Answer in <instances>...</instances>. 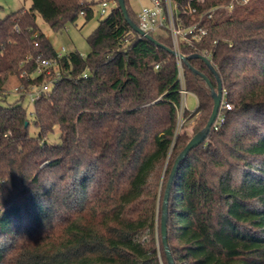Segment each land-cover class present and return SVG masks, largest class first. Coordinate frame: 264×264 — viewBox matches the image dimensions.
Segmentation results:
<instances>
[{"label":"trees","instance_id":"1","mask_svg":"<svg viewBox=\"0 0 264 264\" xmlns=\"http://www.w3.org/2000/svg\"><path fill=\"white\" fill-rule=\"evenodd\" d=\"M130 18L138 23L129 0ZM184 4L187 0H176ZM194 2L216 7L208 31L183 59L198 99L193 134L178 129L181 106L172 39L141 35L118 6L87 36L90 50L59 55L37 13L58 31L94 14L95 0H32L0 17V99L15 75L40 85L41 54L61 72L35 102L0 103V264H168L162 201L176 155L207 124L221 79L225 120L179 163L169 195L167 241L175 264H264V0ZM186 23L197 19L185 16ZM39 42L38 46L34 41ZM159 64L158 67L156 65ZM87 76H84V74ZM31 121L39 133L31 135ZM55 127L60 140L49 142ZM173 145V158L168 161Z\"/></svg>","mask_w":264,"mask_h":264},{"label":"built area","instance_id":"2","mask_svg":"<svg viewBox=\"0 0 264 264\" xmlns=\"http://www.w3.org/2000/svg\"><path fill=\"white\" fill-rule=\"evenodd\" d=\"M204 1L205 0H187V2L180 5V3L176 0H149V3L142 4L141 8L137 10V25L144 31L145 34H151L154 37L156 35H166L170 36L172 39V49L177 52L178 81L181 93L180 114H183L186 110V94L190 92L186 86L183 58L180 55L184 53H182L181 47L184 45L194 48L197 47V43L202 41L208 31L207 27L201 23V21L204 20L205 17L211 18L214 14V10L216 9V7H213L207 11L200 12L199 6L195 5L194 2ZM248 1L250 0H233L226 7L231 9L235 2L246 3ZM99 6L102 14H109L119 6V1L100 0ZM85 14L86 11L82 10L81 15ZM185 16H190L193 19H197V21L188 24L185 21ZM34 45L38 46L39 42L35 40ZM62 49L64 50L65 47H62ZM199 53L206 56L211 61L210 51L204 50ZM33 58L36 64L35 69L30 73L23 70L20 76L29 79V77L34 78L35 76L41 74L44 75V81L40 85L30 84L29 86L20 83L16 85L14 89L20 94H28L35 104V102L40 99L43 94L52 90L53 85L60 78L61 72L57 67L56 60L44 57L41 54L36 57L33 56ZM158 66L159 64L156 65V67ZM84 76H87V74L85 73ZM230 108L231 104L226 100L225 90L223 89L221 106L212 128L217 129L222 125L225 120V110Z\"/></svg>","mask_w":264,"mask_h":264},{"label":"rangeland","instance_id":"3","mask_svg":"<svg viewBox=\"0 0 264 264\" xmlns=\"http://www.w3.org/2000/svg\"><path fill=\"white\" fill-rule=\"evenodd\" d=\"M94 5V14L93 16L86 21L85 16L81 15L74 22H68L65 27L55 31L51 28L49 23L43 18L40 13H37V23L39 29L46 34V36L52 42V45L57 50L58 54L64 55L72 50H77L82 54H87L90 50V45L87 41V36L97 27L99 20L107 14H102L100 11L99 1L95 0ZM132 7L137 11L141 8L142 4L149 3V0H129ZM32 4V0H0V17H6L7 15L17 11L18 9H28ZM62 47H65L63 50ZM20 84V80L17 76L12 75L9 77L6 87L7 94L5 99H0V103H10L18 100L20 98V93L15 91V86ZM23 105L27 108V113L29 117H33L35 110V104L31 98L26 94L22 99ZM198 106L197 97L189 92L186 94V109L188 112H193ZM190 114H180L179 111V123L178 129L180 130L181 126L184 124V131L189 135L193 134V118H189ZM29 133L31 135H37L39 133L38 127L31 121L29 125ZM49 142H58L60 140V129L55 127L48 135ZM173 145L171 146L166 160V164L169 160L173 158ZM163 264V263H162Z\"/></svg>","mask_w":264,"mask_h":264},{"label":"water","instance_id":"4","mask_svg":"<svg viewBox=\"0 0 264 264\" xmlns=\"http://www.w3.org/2000/svg\"><path fill=\"white\" fill-rule=\"evenodd\" d=\"M119 1V6L121 7L127 21L130 23V25L137 31L139 32L141 35H145L148 38L154 40L155 42H158L156 40V38L151 35V34H145L144 31L137 25V23L135 21H133L130 18L127 6H126V1L125 0H118ZM171 50L173 51V53H177L174 49L171 48ZM181 57L184 60H187L189 57H200L202 58L209 66L210 68L216 73L217 72L212 64V62L204 55L200 54V53H193L191 55H184V54H180ZM193 70L196 73H199L205 80L206 82L210 85L211 87V91H212V96L214 98V106L210 115V118L207 122V124L203 127V129H201L200 131H198L197 133H195L187 142V144L184 146V148L176 155V157L174 158V162L171 168V172L169 174L168 177V181L166 184V188H165V193H164V197H163V201H162V214H161V235H162V242L164 245V249L166 252V257H167V262L168 264H175L173 255L171 253V250L169 248L168 245V241H167V220H168V202H169V195H170V188L176 173V170L179 166V163L186 157V155L189 153V151L196 147L197 145H199L200 143H202L203 141L206 140L211 127L213 125V123L215 122L220 106H221V102H222V98H223V86H222V82L221 79L219 78V76H217V83L218 86L217 88H214V86L211 84L210 79L202 72H200L199 70L193 68Z\"/></svg>","mask_w":264,"mask_h":264}]
</instances>
